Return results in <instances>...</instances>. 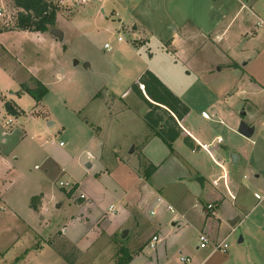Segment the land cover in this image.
Returning <instances> with one entry per match:
<instances>
[{
  "label": "rangeland",
  "instance_id": "1",
  "mask_svg": "<svg viewBox=\"0 0 264 264\" xmlns=\"http://www.w3.org/2000/svg\"><path fill=\"white\" fill-rule=\"evenodd\" d=\"M46 1L55 6L56 16L58 13L61 14L57 20L55 18L56 23L53 26L57 27L60 32L56 38H51L49 34L41 35L40 31L19 32L20 30L13 29L17 28L15 21L19 8L14 5L12 0H0V7L5 13L4 17L0 18V54L6 48L9 49L6 55H4L5 51L0 55V64H4L5 68L9 69L16 62H21L20 67L23 66L22 63H25L34 70L38 69L37 73H41V77L48 78H52L53 72L45 70V63L52 64L50 66L52 68L61 65V79L63 76L62 85L47 89L42 95L40 100L46 107L47 117L38 118V124L33 122L29 115L36 103L35 98L27 91L20 95L17 94L20 85L8 80L12 79L11 77L6 76V79L4 74H0V94L6 96L9 99L8 102H11L18 110L27 111V113L15 115L7 112L4 107L5 111L2 109L0 119L3 121L13 120L15 126L11 133L19 131L21 135L23 133L21 128L24 127L29 136H32L35 141L43 143L50 153L54 154L56 159L63 164L60 170L49 171V174L45 173L48 180L45 187H54L57 191V199L52 201L49 204L50 209L42 214L45 217V220L41 221L43 222L42 233L46 239L41 258L43 261L39 260L34 263L33 258H30L32 254L28 251L24 254V250L21 252L23 258H30L31 264H70L69 261L65 262L58 257L56 251L48 243L46 233L55 228L59 220L70 216L73 213L72 207L79 206L71 199L76 200L74 196L77 195V191L71 196H68L66 191L72 183L81 182L82 189L88 194L87 200L90 199L87 201V205L98 211L101 209L108 212L109 204L120 207L122 204L130 205L134 202V205L137 206V195L140 194L142 199L140 207H138L141 208L139 213L141 218L138 226L134 225L135 228H132L134 227L133 223L129 222L122 229L114 220L115 212H108L111 215L109 220L99 219L100 223L97 227L95 224L98 221L90 220L92 222H90V229L93 231L87 235V238L84 237L80 240L77 260L74 264H116L118 259H123V261L130 259L131 253L138 252L139 249L142 259L139 258L140 262L137 264H149L155 248L152 249L145 245L155 230H158L159 234L166 235L161 247L165 245L167 264H189L180 261V257L188 255L187 249L197 250L199 241L195 228L201 225L200 215L204 213L202 207H205V199L201 196H194L187 199L186 203L184 202L186 209H189L186 214L187 218L195 228L187 226L186 223L184 225L179 216L175 218L178 224L173 225L172 222L175 220L170 219L173 214L164 206H162L163 209H159L160 212L163 210V213L156 210L154 215L149 214V210L154 206L152 200L156 197L152 195L148 198L152 200L146 203L147 199L145 198L148 191L141 184L142 182H140L142 188L133 186L136 187L137 192L131 193L129 187L132 184H139L138 177L135 174L133 179H125L119 168L126 165L131 167L138 165V153L133 151L134 146L140 143L147 129L143 118L147 107L131 90V85L146 70L152 71L153 69L155 74L157 73L156 76L164 79L163 81L166 82L170 90L172 89L176 95L184 98L190 104L192 116L199 114L203 108L215 105L233 115V125L243 119L255 126V133L252 137L244 138L246 140L245 168L241 167L240 170L235 168L236 176L230 174L232 179L229 185L236 195V202L242 206L239 211L241 221L234 225L227 222L225 225H221L217 231L220 238L226 237L224 241L228 244L226 249L229 252L234 248L238 249L237 256L231 257L226 264H264V198L259 205L255 206L256 199L253 196L255 192L264 196V89L256 95L238 92L242 88L246 92L249 91V88L264 86V65H259V60H255L257 55L251 54V57L254 58L248 61L246 53L242 51L244 43H237L235 54H238L239 59L235 69H219L220 66L217 65L209 70L199 68L196 72L195 68V70H190L179 62L175 64L170 59L159 61L163 52L160 51L156 41L150 40L145 41L143 49H140L141 57L145 62L143 64V61L140 62L137 58H129L126 51L121 49L117 51V45L121 38L123 42L127 43L132 38L126 25L118 20L120 15L118 12L121 14L122 12L131 13L132 0ZM53 27H50L47 32L52 33ZM50 40L55 44V47L51 46ZM104 43H108L110 47L105 48ZM148 46L151 51L147 48ZM129 47L133 51L136 50L132 46ZM156 49L161 52L159 56ZM151 53L153 57H150ZM201 54L207 56L206 58L213 55L205 51ZM229 54L234 53L229 52ZM53 58L56 61L55 66ZM244 62L246 63L244 64ZM14 69L17 68L14 67ZM249 81L253 83L252 86ZM106 88L113 90L112 92L116 95V102L110 109L111 113L106 112L104 105L103 97L106 98ZM127 88L129 89L124 94L123 92ZM110 90L108 93H111ZM98 91H101V95L98 94L93 98L92 96ZM108 100H112L110 94ZM0 107L2 108L1 101ZM246 110L252 111L254 117L246 114L241 115V112H246ZM96 125L102 127L101 132L97 133ZM227 133L231 134L227 129L219 131L223 138ZM97 134L98 137L102 136V140L96 136ZM9 140L15 142L16 136H11ZM47 140H55V144L50 142L45 144ZM59 141H62L63 144L59 145ZM101 141L106 143L104 150L107 149V146L108 149L115 151L117 156L129 160L123 162L119 161V157L117 159L108 157L105 164L100 163L101 165H99V161L94 157L90 158L88 152L99 157L97 155L100 147L98 143ZM159 145L165 149L161 141ZM186 151H188L187 148ZM220 151L224 153L225 150L221 148ZM158 156H155L156 160L160 159ZM116 163L118 166L115 165ZM34 164H38L40 168L34 169ZM44 164L40 158H33L27 163V171L42 172ZM105 166L109 167V171L99 172ZM97 172L99 174L96 175ZM164 178L165 176L162 175L160 179L156 180L163 181ZM60 181H68L69 184L64 185V189H62ZM114 181L121 187L119 188ZM218 188L224 191L222 182ZM170 189H167L168 198H170ZM163 194H166V191ZM78 195H82V193ZM57 203L62 205L57 208ZM194 203L196 204L192 207ZM223 203L225 207L232 206L228 198L224 199ZM171 204L179 211L173 201ZM125 221L123 219V222ZM118 222L120 223V221ZM178 225L183 228L178 230ZM129 227L130 235L122 238V232L126 231L127 233ZM78 229L73 235L81 237L83 233L79 232L80 227ZM52 234L49 233V236L54 235L49 239H56L58 233ZM19 235V244H21L29 234L26 232L19 233ZM239 237L244 240L238 242ZM58 242V251L64 253V256L68 257L74 253L72 246L60 244L61 240ZM180 245H184V247ZM121 247L125 249V255L120 250ZM127 247L131 250H127ZM11 262L6 261V264ZM22 263L29 264L27 260L15 261V264Z\"/></svg>",
  "mask_w": 264,
  "mask_h": 264
},
{
  "label": "crops",
  "instance_id": "2",
  "mask_svg": "<svg viewBox=\"0 0 264 264\" xmlns=\"http://www.w3.org/2000/svg\"><path fill=\"white\" fill-rule=\"evenodd\" d=\"M132 1L131 13L129 12L126 14L122 12L121 14L118 12V15L120 14L118 20L126 25L127 31L131 34L132 38L128 40L129 43L123 42L121 38L117 45V51L119 49L126 51L129 58H137L138 61H143V64H145L141 57L140 49H143V43L145 41L154 40L158 43L160 51L163 52L162 54L156 49L157 55L159 56V53H161L162 56L164 55L163 57H159V61L161 62L170 59V61L175 64L179 62L190 70L196 69V72L199 68L209 70L211 67L217 65L220 66L218 67L219 69H235L239 59L237 56L238 54H235L237 43H244L242 51L246 53V59L248 58V61H251L254 58L251 57V54H256L257 58L255 57V60H259V65H264V0ZM60 15L59 13L57 14L56 20ZM13 29L20 30L19 32L25 31L19 28ZM39 34H49L51 38H56V36L51 32H47V30L43 32L40 31ZM50 44L55 47L52 40H50ZM129 46H132L136 50L133 51ZM149 47L150 46L147 48L151 51ZM4 51L1 54L6 55L9 49L6 48ZM204 51L212 53L213 55L206 58L207 56L201 54ZM229 52H233L234 54H229ZM150 57H153L152 53ZM53 61V65L56 64L54 58ZM245 63L246 62H244V64ZM22 64L23 66L20 67L21 62H16V64L9 69H6L4 64H0V74H4L5 78L6 76L11 77L12 79L8 80L20 85L17 94L20 95L24 93L21 89L22 84L35 87V80L40 81L47 89L62 85L63 76L61 79V65L52 68L50 67L52 64L45 63V70L53 72L52 78H48L45 76L41 77V73H37L38 69L34 70L27 64ZM219 64L224 66L222 67ZM14 67L17 69H14ZM151 72L155 74L153 69ZM157 77L168 87L162 77ZM137 80L138 77L134 82ZM249 84L252 86L253 83L249 81ZM128 89L129 88L124 90L123 93L125 94ZM263 89L264 86L262 88L257 86L249 88V91L246 92L244 88H242L238 92L256 95L262 92ZM109 90V88H106V98L103 97L107 113H111V106L116 102L115 93L112 92L113 90H110L111 93H108ZM100 92L101 91H98L92 97L95 98ZM172 92L174 93V91ZM109 94L112 97L111 101H107V99H109ZM224 98L226 97L224 96ZM180 99L188 106L189 110L182 119L177 120L182 132L180 136L172 142V150H170L168 145L159 136L155 135L146 124L147 129L145 134L142 140H140V143L134 146L133 151H137L138 153V165L133 167L126 165L120 166L119 168L123 175L122 177L125 179H133L135 174L138 177L137 180H139V184H132V186L129 187L131 193L135 194V192H137L136 187L133 186L142 188V184L148 191L145 198L147 199L146 203L152 200L148 199L152 195L156 197L152 200L154 206L149 210V214L154 215L156 210L165 207L173 214L170 216L171 220H175V222H172L173 225L176 223L178 224L175 218L179 216L184 225L186 223L187 226L189 225L195 228L194 224L187 218L186 214L189 209H186L184 202L186 203L187 199L189 200L194 196L203 197L205 199V207H202L204 213H200L201 225L195 228L197 237L199 233H205L213 241L225 240L226 237L220 238L218 236L217 230L220 226L233 221L236 217H238L236 223L241 221L239 211H241L242 206L236 202V195L229 185L232 179L230 178V174L236 176L235 168H237V170H240L241 167L245 168L244 158L246 157V140L244 138L250 137H245L237 131L239 123L233 125L234 118L233 115H230L229 111L223 108L219 109L217 108L218 106L216 107L215 105H210L208 108L200 110L199 114L192 116L190 104L184 100V98ZM0 101L2 104V108L0 107L1 115L2 109L5 111L4 103L9 101V99L0 94ZM202 111H210L208 112L210 117L204 118L201 115ZM22 113H27V111L20 109L19 114ZM245 113L246 115L254 117V113L250 110H246ZM29 115L31 116V120L38 124V118L47 117L46 107L41 100L36 101ZM5 122L6 120L3 121V119H0V264H6V261H12L10 264H15V261L22 260H27L29 264H31L30 258H33L34 263L39 260L42 262L43 260L41 258L43 257L44 242L46 241L42 233L43 222L41 221L45 220L42 214L48 211L50 209L49 204L57 199V191L54 187H45V183H48L46 174H49V171L56 172L60 170L63 164L56 159L54 154L50 153L49 149L43 143H39L35 141L32 136H29L24 127H20L23 131L21 135L19 131L11 133L13 130L12 128L15 126L13 120L10 124H5ZM96 126L98 127L97 133L101 132L102 127L100 125ZM223 129H227L231 134L227 133L225 138H223L219 134V131ZM13 135L16 136L15 142L9 140ZM96 136L98 137V134ZM97 137V140L98 138L102 140V136ZM184 137L189 139L192 146H189L184 141ZM156 140L159 142L161 141L165 149L159 145V142ZM49 142L55 144V140H47L45 144ZM203 143H207L206 149L200 146ZM98 144V146H100L97 152L99 157L90 152H88V155L90 158L94 157L97 159L99 165H101L100 163L105 164V160L108 157L109 159H117V157H119L115 151L108 149L107 146V149L104 150L106 145L104 141ZM186 148L188 151H186ZM221 148L225 150L224 153L220 151ZM231 153H235L238 156L236 162H232L230 157ZM157 155L160 157L159 160L155 158ZM33 158H40L41 162L43 161L45 163L42 172L31 173L27 171V163L32 161ZM119 158V161L123 162L129 160L122 157ZM150 163H152L156 169L149 177H146L142 168L144 169ZM115 165L118 166V163ZM39 168L38 164H34V169ZM63 169L62 167V170ZM102 170L109 171V167L105 166V168H101L99 172ZM99 172H97L96 175L99 174ZM162 175L165 176L163 181L159 180ZM157 178L159 179L156 180ZM66 182L69 184L68 181ZM140 182L142 183L140 184ZM220 182H222L224 191L218 188ZM73 185H75L73 193L77 191V195H75L74 198L76 199L79 193H82L84 198L76 200L71 198L79 206L72 207L73 213L59 220L56 227L46 233L48 237L47 241L56 251L58 257L62 258L65 262L69 261L70 264H74L77 260L80 240L84 237L87 238V235L93 231V229H90L91 221H98V223L95 224V227H97L100 220L111 219V215L108 212H115L114 220L117 221L120 229L129 222L133 223L132 226H138L141 218L139 214L141 208L139 207L142 199L139 194L137 195V206L134 205V202L130 205L122 204L120 207H114L112 204H109L107 208L108 212L101 209L98 211L87 205V201L90 199L87 200L88 194L82 189L81 182L72 183L69 189ZM116 185L119 188L121 187L118 183H116ZM61 188L64 189V185H61ZM169 188H171L169 190L170 198H168L169 196L167 194V189ZM164 191H166V194H163ZM59 193L61 192L59 191ZM143 195L145 194L143 193ZM226 198L230 200L232 206L225 207L223 200ZM171 201L176 204L179 211L175 209ZM261 201L256 199L255 206L259 205ZM208 203H212V208L207 207ZM195 204L196 203L192 204V207H194ZM61 205V203H57L56 207L58 208ZM168 205L174 208L173 212L167 208ZM160 213H163V210ZM197 213L199 214L198 210ZM123 219L126 221L123 222ZM118 221L123 223L120 224ZM135 226L132 228H135ZM78 227L81 229L79 232L83 233L81 237L73 235L75 230H79ZM177 228L180 230L183 227L178 225ZM26 232H28L29 235L24 242L19 244V233L23 234ZM55 232L58 233L57 238L50 240L49 237H53ZM49 233H53V236H49ZM130 233L131 230L129 227L126 235L129 236ZM153 235H157L160 241L156 243L155 249L152 248L154 249V253L153 258L151 257L149 260V264H167L164 250L165 245L161 247L166 235L159 234L158 230L153 231L148 238L149 240L147 239L148 242L145 246H149V242ZM58 240H61L62 243L60 244L72 246L74 248V253L67 258L66 256L64 257V253L58 251ZM243 240L244 238H242V241ZM180 246L184 247V245ZM127 248L129 251L131 250L129 247ZM22 250H24V254L28 251L32 256L29 259L27 257L23 258L21 254ZM139 251L131 253L128 263L125 264H132L133 261V264L140 262L139 258L141 257ZM186 252L189 257L192 256L191 262H188L189 264H226L231 257L233 258L234 255L237 256L238 249L234 248L229 252L227 249L225 251L218 249L214 250L211 245L200 248L198 244L197 250L187 249Z\"/></svg>",
  "mask_w": 264,
  "mask_h": 264
},
{
  "label": "trees",
  "instance_id": "3",
  "mask_svg": "<svg viewBox=\"0 0 264 264\" xmlns=\"http://www.w3.org/2000/svg\"><path fill=\"white\" fill-rule=\"evenodd\" d=\"M14 5L19 8L15 27L22 30L46 31L55 24L56 8L46 0H12ZM1 31V29H0ZM21 89L30 93L36 101L40 100L47 88L38 80H35V87L22 84ZM131 90L147 106L143 115L144 121L153 133L159 136L172 150V142L180 136L182 130L177 120L183 118L188 112V106L173 93L154 73L146 70L136 82L131 85ZM4 107L7 112L18 115V110L12 103L6 101ZM184 141L192 146L187 137ZM156 167L150 163L143 172L149 177ZM75 190L73 185L66 191L71 196ZM84 197H76L83 199ZM124 255L125 249H120ZM65 257V256H64ZM67 258V257H66ZM127 259H118L116 264H125Z\"/></svg>",
  "mask_w": 264,
  "mask_h": 264
},
{
  "label": "built area",
  "instance_id": "4",
  "mask_svg": "<svg viewBox=\"0 0 264 264\" xmlns=\"http://www.w3.org/2000/svg\"><path fill=\"white\" fill-rule=\"evenodd\" d=\"M5 13H4V10L0 7V18L1 17H4ZM104 47L105 48H109L110 46L108 45V43H105L104 44ZM201 115L204 117V118H209L210 117V114L206 111H202L201 112ZM12 123V119H7L5 124H10ZM63 142L60 141L59 142V145H62ZM202 148H207V143H203L200 145ZM61 185H67L68 183L65 181V182H60ZM80 197H83V194L82 195H79ZM254 197L258 200V201H261L264 196L262 195H259L258 193H254ZM212 203H208L207 204V207L208 208H212ZM167 208L173 212L174 211V208L171 206V205H168ZM111 209V207H110ZM160 241V238L157 236V235H153L151 237V240L149 242V246L151 248H154L156 246V243H158ZM198 241H199V247L200 248H204V247H207L208 245H211L213 246L214 250H222V251H225L228 244L224 241V240H220V241H213L211 240L207 234L205 233H199L198 234ZM180 260L182 262H191V257H189L188 255L186 256H181L180 257Z\"/></svg>",
  "mask_w": 264,
  "mask_h": 264
},
{
  "label": "water",
  "instance_id": "5",
  "mask_svg": "<svg viewBox=\"0 0 264 264\" xmlns=\"http://www.w3.org/2000/svg\"><path fill=\"white\" fill-rule=\"evenodd\" d=\"M51 30H52L53 35H55V36H58L59 33H60L57 27H53ZM245 114H246L245 111L241 112V115H245ZM254 130H255V126L254 125L247 123L243 119L239 121V124L237 126V131L240 134L244 135L245 137H251L252 134L254 133ZM230 157H231L232 162H236L237 159H238V156L235 153H231ZM237 220H238V217L233 219V221L229 222L230 225H234ZM125 235H126V231H123L122 232V238ZM238 241L241 242L242 241V237H239Z\"/></svg>",
  "mask_w": 264,
  "mask_h": 264
}]
</instances>
